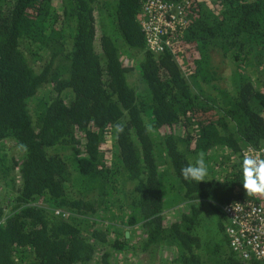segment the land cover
Instances as JSON below:
<instances>
[{"label": "trees", "instance_id": "1", "mask_svg": "<svg viewBox=\"0 0 264 264\" xmlns=\"http://www.w3.org/2000/svg\"><path fill=\"white\" fill-rule=\"evenodd\" d=\"M146 1L0 0V264H262L223 209L264 203V0H162L160 55Z\"/></svg>", "mask_w": 264, "mask_h": 264}, {"label": "built area", "instance_id": "2", "mask_svg": "<svg viewBox=\"0 0 264 264\" xmlns=\"http://www.w3.org/2000/svg\"><path fill=\"white\" fill-rule=\"evenodd\" d=\"M185 5H168L162 0H147L140 23L145 46L154 55L170 50L186 31ZM243 160L249 165L264 190V148L244 149ZM225 234L232 251L243 260L264 264V203L225 206Z\"/></svg>", "mask_w": 264, "mask_h": 264}, {"label": "rangeland", "instance_id": "3", "mask_svg": "<svg viewBox=\"0 0 264 264\" xmlns=\"http://www.w3.org/2000/svg\"><path fill=\"white\" fill-rule=\"evenodd\" d=\"M222 68H223L224 72H227L228 67L225 66V64L222 65ZM177 202L178 201L176 200L175 203H177ZM204 227L206 228V232L208 233V235L215 236L218 233V221H217V219H215V218L206 219V223H205ZM126 235H127V233H126ZM130 257L131 258H129V259L134 258V261H135V257H133V256H130ZM119 264H122V261H120Z\"/></svg>", "mask_w": 264, "mask_h": 264}, {"label": "water", "instance_id": "4", "mask_svg": "<svg viewBox=\"0 0 264 264\" xmlns=\"http://www.w3.org/2000/svg\"><path fill=\"white\" fill-rule=\"evenodd\" d=\"M128 236V235H127Z\"/></svg>", "mask_w": 264, "mask_h": 264}]
</instances>
